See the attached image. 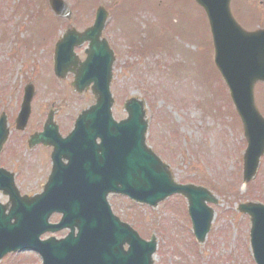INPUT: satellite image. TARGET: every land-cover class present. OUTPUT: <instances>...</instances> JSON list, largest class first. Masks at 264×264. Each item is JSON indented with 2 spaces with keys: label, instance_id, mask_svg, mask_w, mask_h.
Masks as SVG:
<instances>
[{
  "label": "rangeland",
  "instance_id": "obj_1",
  "mask_svg": "<svg viewBox=\"0 0 264 264\" xmlns=\"http://www.w3.org/2000/svg\"><path fill=\"white\" fill-rule=\"evenodd\" d=\"M66 1L73 10L72 20L56 18L48 0H0V114L5 112L12 119L5 161L9 170L16 172L21 193L41 192L50 173L46 148L38 146L29 153L24 149L28 136L41 129L52 103L58 102L56 121L63 135L85 104L93 103L89 92L86 103L83 96L71 97L72 76L59 81L52 74L54 43L71 26L79 30L88 27L93 7L104 5L111 15L117 13L109 25L117 35L113 44L119 53L111 85L115 118L125 117V99L144 98L149 146L179 182L206 186L220 199L218 205H212L215 219L200 248L190 233L184 199L177 196L152 209L111 195L114 213L143 238L157 236L156 264H255L248 217L236 208L249 201L264 203V157L256 178L241 188L246 142L240 118L214 63L205 12L192 0H95L86 7L87 13L79 11L87 0ZM231 10L242 27L264 28V0H232ZM29 83L36 90L30 126L16 132L14 119ZM256 103L264 113L263 84L256 86ZM12 152L17 154L15 160ZM224 185L231 188L226 190ZM0 200L6 203L8 198L0 193ZM59 219L53 216L51 221ZM66 234L62 231L43 238ZM0 264H41V260L34 253L21 252L8 255Z\"/></svg>",
  "mask_w": 264,
  "mask_h": 264
},
{
  "label": "water",
  "instance_id": "obj_2",
  "mask_svg": "<svg viewBox=\"0 0 264 264\" xmlns=\"http://www.w3.org/2000/svg\"><path fill=\"white\" fill-rule=\"evenodd\" d=\"M196 1L207 12L213 34L215 62L230 88L249 142L244 158L246 183L254 177L259 159L264 154V119L253 97L255 84L264 82V30H243L230 13V0ZM49 3L56 15H70L64 0H49ZM105 19V11L100 10L97 22L101 25ZM73 35L71 38L75 39V43L71 47L81 44L86 33ZM98 36L99 32L92 42L91 55L98 54ZM60 45L63 47L66 42ZM108 66L110 63H96L94 73L87 77L84 84L80 85V74L73 83L75 89H83L94 82L93 92L97 103L84 111L83 120L78 121L72 140L79 144L83 142V151L78 154L72 152L71 164L63 162V158L69 155L66 152L70 147L58 134L52 115L45 131L31 140L33 143L42 141L47 144L56 140L52 173L43 186L42 194L21 197L13 175L0 169V190L10 196L8 205L0 204V260L10 252L29 249L39 251L44 264H129L125 260L127 254L121 252L123 243L129 241L131 253L135 252L132 264H153L151 256L155 251V242L147 244L135 233L124 231L123 227L126 226L113 216L106 201L111 192L128 194L137 201L153 206L178 192L189 200L195 228L199 218L205 217L204 222L210 223L213 214L208 215L204 204L213 196L203 188L175 183L166 165L146 149L148 123L143 102L131 99L125 105L128 118L120 123L113 120ZM30 99L31 94L26 92L17 120L18 129L26 126ZM7 134L6 118L3 116L0 119V149ZM98 138L101 139L100 144H97ZM240 209L252 215L255 258L258 264H264V206L250 204ZM54 212L63 213L58 225L49 223ZM202 224L198 222V230L202 233L198 235L200 241L204 240L208 231ZM64 228L71 229L65 239L40 240L42 234ZM75 229H78L77 235Z\"/></svg>",
  "mask_w": 264,
  "mask_h": 264
},
{
  "label": "flooded vegetation",
  "instance_id": "obj_3",
  "mask_svg": "<svg viewBox=\"0 0 264 264\" xmlns=\"http://www.w3.org/2000/svg\"><path fill=\"white\" fill-rule=\"evenodd\" d=\"M107 38H108V36H106ZM110 38H113V37H110ZM109 39V38H108ZM78 53H79V55H80V60H83L84 58H85V56L83 57V54H84V50H83V48H81L80 50L78 49ZM87 92H85V93H83V95H77V94H75V93H73L72 94V96L74 97V98H77V97H79V96H83V100H85V102H86V98H87ZM84 102V101H83ZM8 160H10V158H7ZM15 165V164H14Z\"/></svg>",
  "mask_w": 264,
  "mask_h": 264
}]
</instances>
